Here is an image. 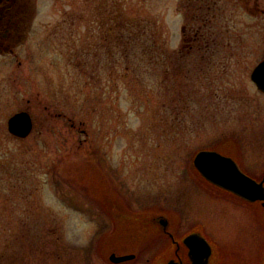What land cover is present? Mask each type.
I'll list each match as a JSON object with an SVG mask.
<instances>
[{
  "label": "rangeland",
  "instance_id": "rangeland-1",
  "mask_svg": "<svg viewBox=\"0 0 264 264\" xmlns=\"http://www.w3.org/2000/svg\"><path fill=\"white\" fill-rule=\"evenodd\" d=\"M192 1L38 2L22 63L0 56V264H167L159 212L179 235L204 233L218 264L264 261V206L192 169L198 150L236 144L264 163L251 78L264 20L242 16L233 50L197 66L178 55ZM24 109L34 128L22 138L8 122ZM112 252L141 255L111 263Z\"/></svg>",
  "mask_w": 264,
  "mask_h": 264
},
{
  "label": "flooded vegetation",
  "instance_id": "flooded-vegetation-1",
  "mask_svg": "<svg viewBox=\"0 0 264 264\" xmlns=\"http://www.w3.org/2000/svg\"><path fill=\"white\" fill-rule=\"evenodd\" d=\"M38 2L41 6L46 5V0H0V56L12 55L18 63H22L20 49L30 46L35 32L41 33V28L37 27L40 11ZM187 12L189 21L183 26L186 41L178 55L180 60H195L200 56L207 58L205 55L216 51H232L235 47L232 38L244 37L241 25H238L240 18L248 15L264 20V0H193ZM221 37L226 39L225 43H220ZM58 115L64 116L61 113ZM236 146L232 150L226 149L224 153L237 160L248 175L259 181L264 179V163L255 164L247 160L242 148L238 144ZM252 203L264 206L263 201ZM175 245L174 258L178 260L184 253L181 252V246Z\"/></svg>",
  "mask_w": 264,
  "mask_h": 264
},
{
  "label": "water",
  "instance_id": "water-1",
  "mask_svg": "<svg viewBox=\"0 0 264 264\" xmlns=\"http://www.w3.org/2000/svg\"><path fill=\"white\" fill-rule=\"evenodd\" d=\"M258 86L264 90V61L254 70L252 75ZM9 131L16 136L26 137L33 129V119L28 111H20L9 118ZM194 164L199 173L209 182L227 189L238 196L250 201L262 200L264 202V179L258 181L247 175L239 163L231 156L225 155L215 149H203L197 152ZM165 230H168V220L161 218ZM184 253L181 259L171 258L168 264H212L214 249L208 239L199 232L187 235L182 247ZM135 254L117 255L113 253L111 260L122 262L134 258Z\"/></svg>",
  "mask_w": 264,
  "mask_h": 264
},
{
  "label": "trees",
  "instance_id": "trees-1",
  "mask_svg": "<svg viewBox=\"0 0 264 264\" xmlns=\"http://www.w3.org/2000/svg\"><path fill=\"white\" fill-rule=\"evenodd\" d=\"M185 41H186V40H185ZM188 59H189V58H188ZM188 59H187V60H188ZM183 60L186 61V59H183ZM207 61H208V62H207ZM190 62H191V63H194V64L197 65V66H202L200 63H198L197 60H193V59H191ZM209 62H210L209 60H206V63H209ZM184 102H186V101H185V99H184V97H183L182 100H181V103H180V105H178V107H181L182 109H185V106H186V105H183ZM174 118H176V117H174ZM178 120H180V122H181V118L178 119ZM192 167H193L192 169L196 172L197 170L195 169V167H194V166H192ZM197 172H198V171H197ZM217 264H218V262H217Z\"/></svg>",
  "mask_w": 264,
  "mask_h": 264
}]
</instances>
